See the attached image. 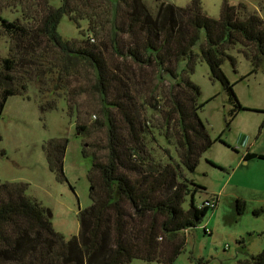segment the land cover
Here are the masks:
<instances>
[{
	"label": "trees",
	"instance_id": "trees-1",
	"mask_svg": "<svg viewBox=\"0 0 264 264\" xmlns=\"http://www.w3.org/2000/svg\"><path fill=\"white\" fill-rule=\"evenodd\" d=\"M41 1L35 15H0V35L9 40L8 54L0 58V114L8 96L24 95L32 81L42 111L55 109L62 97L75 117L79 109L72 97L91 90L99 101L94 124L105 130V154L82 147L91 156V202L77 214L80 230L68 239L54 230L51 209L26 195L25 182H0V264H128L138 258L174 264L186 233L217 201L196 202L205 188L186 172H194L215 141L225 143L222 132L209 137L198 114L200 91L189 74L198 61L208 64L211 79L233 101V119L244 108L221 65L225 58L234 65L228 52L240 46L253 64L250 73L256 70L264 59V19L243 1L224 0L217 18L203 10L201 0L185 6L160 0L154 10L145 0H60L59 6ZM62 15L78 28L87 22L81 38L61 37ZM78 75L88 80L79 89L71 86ZM49 92L53 97L47 99ZM76 126L87 131L86 123ZM67 143L57 137L42 146L59 181L65 180ZM254 156L264 158L246 152L243 160ZM235 207L242 214L245 201L238 198ZM240 262L264 264V248Z\"/></svg>",
	"mask_w": 264,
	"mask_h": 264
},
{
	"label": "rangeland",
	"instance_id": "rangeland-1",
	"mask_svg": "<svg viewBox=\"0 0 264 264\" xmlns=\"http://www.w3.org/2000/svg\"><path fill=\"white\" fill-rule=\"evenodd\" d=\"M36 1L38 5H33L32 2ZM47 1L53 6L60 5V0ZM190 1L164 0V3L185 6ZM201 1L208 15L219 16L224 0ZM228 1L230 4L243 1L264 19V0ZM145 2L154 10L160 0ZM43 5L41 0H0V15L8 20L20 19L26 15L24 13L37 14ZM79 24L81 28L62 15L57 25L58 33L64 40L77 38L79 29L85 32L87 28L86 21ZM8 43L7 37L0 35V58L7 56ZM228 54L235 59V64L225 58L221 70L234 84L232 89L244 108L238 110L233 119L230 116L233 101L222 84L211 79L208 64L198 61L189 74L200 91L198 102L203 106L198 114L209 137L213 139L222 132L221 138L227 145L215 141L201 154L194 172H186L188 177L205 188L196 194V202L209 198L214 203L216 197L217 201L200 224L186 233L185 249L174 264H241V260L264 248V158L254 156L243 160L246 152L264 155V59L250 73L253 64L244 56L240 46L230 49ZM184 64L182 62L181 66ZM87 82L78 75L71 81V86L79 89ZM70 87L65 88L70 91ZM41 97L37 82L32 81L24 95L8 96L5 102L0 114V149L5 151V155L0 157V182H25L26 195L51 209L54 230L68 239L80 230L77 214L91 202L88 176L91 156H84L82 147L95 150L103 157L106 135L104 128L94 124L99 101L91 90L76 92L72 97L78 105L77 117L68 115L62 97H58L55 109L42 111L39 107ZM46 97H53V93L49 92ZM80 122L86 123V132L77 130L76 124ZM57 137L68 140L62 163L65 180L62 181L49 169L42 147ZM159 143L166 145L162 139ZM238 198L245 201L242 214L235 207ZM254 210H260L259 214L256 215ZM204 228L211 233L207 234ZM128 264L163 263L138 258Z\"/></svg>",
	"mask_w": 264,
	"mask_h": 264
}]
</instances>
